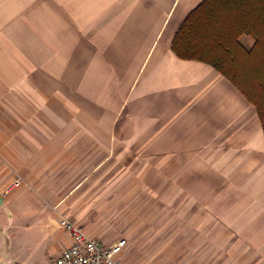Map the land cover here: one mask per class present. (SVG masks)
<instances>
[{"label":"crops","instance_id":"0c3cea01","mask_svg":"<svg viewBox=\"0 0 264 264\" xmlns=\"http://www.w3.org/2000/svg\"><path fill=\"white\" fill-rule=\"evenodd\" d=\"M202 1L0 0V264H38L14 246L32 228L64 234L55 259L70 245L58 220L101 181L112 141L146 157L142 186L183 234L194 226L227 264H264L257 114L213 68L170 50Z\"/></svg>","mask_w":264,"mask_h":264},{"label":"rangeland","instance_id":"374dc122","mask_svg":"<svg viewBox=\"0 0 264 264\" xmlns=\"http://www.w3.org/2000/svg\"><path fill=\"white\" fill-rule=\"evenodd\" d=\"M240 43L246 49L253 44L245 36L240 37ZM113 144L114 141L106 149L104 170L97 172L101 181L82 189L71 212L63 213L59 224L67 219L106 244L125 239L127 248L121 255L122 264H227L226 252L211 251L208 239L203 245L200 240L196 242L194 226L183 234L177 213H169L164 202L142 186L151 177L141 169L146 157L136 156L129 147L120 149ZM91 159L93 163L99 157ZM65 238L63 233L42 236L32 228L18 235L14 246L22 250L21 260L54 264Z\"/></svg>","mask_w":264,"mask_h":264},{"label":"trees","instance_id":"16d2710c","mask_svg":"<svg viewBox=\"0 0 264 264\" xmlns=\"http://www.w3.org/2000/svg\"><path fill=\"white\" fill-rule=\"evenodd\" d=\"M242 36L252 40L249 49ZM170 50L226 79L254 108L264 135V0H203L180 24Z\"/></svg>","mask_w":264,"mask_h":264},{"label":"built area","instance_id":"2783aa9c","mask_svg":"<svg viewBox=\"0 0 264 264\" xmlns=\"http://www.w3.org/2000/svg\"><path fill=\"white\" fill-rule=\"evenodd\" d=\"M22 184L23 180L17 176L8 191ZM60 227L68 235L70 245L61 251L54 264H122L120 258L127 248L125 239L106 245L67 219L61 220Z\"/></svg>","mask_w":264,"mask_h":264}]
</instances>
